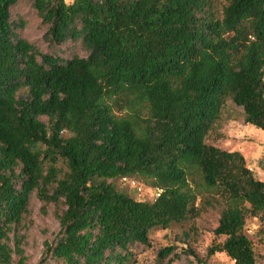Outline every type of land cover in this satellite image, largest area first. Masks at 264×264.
<instances>
[{"label":"trees","instance_id":"obj_1","mask_svg":"<svg viewBox=\"0 0 264 264\" xmlns=\"http://www.w3.org/2000/svg\"><path fill=\"white\" fill-rule=\"evenodd\" d=\"M20 1L0 0V264H26L33 193L60 227L38 264H136L134 249L194 218L198 198L221 206L225 238L207 257L255 264L244 226L264 223V180L205 138L225 99L264 131V0H228L221 17L211 0H26L48 51L22 35ZM66 44L84 55L62 56ZM133 178L152 200L113 183ZM179 256L163 246L155 264Z\"/></svg>","mask_w":264,"mask_h":264},{"label":"rangeland","instance_id":"obj_2","mask_svg":"<svg viewBox=\"0 0 264 264\" xmlns=\"http://www.w3.org/2000/svg\"><path fill=\"white\" fill-rule=\"evenodd\" d=\"M227 1L211 0L217 17H221ZM15 8L27 21L26 27L21 31L22 35L36 44L40 50L48 51L46 43L42 40L44 27L29 2L21 0ZM60 49L59 53L64 57L71 53L84 55L77 44L71 47L66 44ZM242 112V108L225 99L217 120L206 135L205 142L223 150L239 151L245 157L246 166L251 169L254 177L264 180V131L244 123ZM113 183L118 190L126 191L137 199L150 201L153 198L152 187L139 178L115 179ZM197 207V215L182 225H172L168 229H153L150 233V246L139 245L134 249L136 264H155L157 250L167 245H175L177 252L180 253V256L170 264H196L193 256L182 252L186 248H191L201 257L207 258L208 264H234L223 251H216L207 257L209 248L219 245L225 238L213 233L221 206L215 202L207 205L202 198H198ZM28 209L29 212L24 217L18 234L23 237L22 248L27 257L26 264H38L43 256L45 241L52 242L60 227L54 204L39 201L33 193ZM244 233L252 242L256 255L255 264H264V223L259 216L249 215L246 218Z\"/></svg>","mask_w":264,"mask_h":264},{"label":"built area","instance_id":"obj_3","mask_svg":"<svg viewBox=\"0 0 264 264\" xmlns=\"http://www.w3.org/2000/svg\"><path fill=\"white\" fill-rule=\"evenodd\" d=\"M249 170L251 171V169H249ZM160 192H161L160 189H156V190H155V195L158 196Z\"/></svg>","mask_w":264,"mask_h":264}]
</instances>
